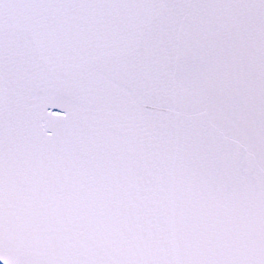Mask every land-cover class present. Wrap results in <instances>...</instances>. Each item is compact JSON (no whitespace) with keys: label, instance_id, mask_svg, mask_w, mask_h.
Masks as SVG:
<instances>
[{"label":"snow or ice","instance_id":"obj_1","mask_svg":"<svg viewBox=\"0 0 264 264\" xmlns=\"http://www.w3.org/2000/svg\"><path fill=\"white\" fill-rule=\"evenodd\" d=\"M0 264H264V0H0Z\"/></svg>","mask_w":264,"mask_h":264}]
</instances>
